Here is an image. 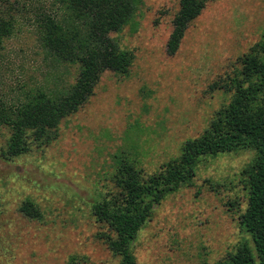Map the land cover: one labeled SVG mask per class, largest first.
I'll return each instance as SVG.
<instances>
[{"label":"rangeland","instance_id":"rangeland-1","mask_svg":"<svg viewBox=\"0 0 264 264\" xmlns=\"http://www.w3.org/2000/svg\"><path fill=\"white\" fill-rule=\"evenodd\" d=\"M63 0H0L13 30L0 47V106L38 87L72 83L76 64H53L39 44L43 14H65ZM178 0H137L110 36L134 59L126 74L104 71L93 94L62 118L49 142L5 157L0 128V264H117L91 206L116 193L115 158L127 155L145 175L199 136L230 93L215 86L239 68L258 42L264 0H209L187 27L177 52L166 42ZM54 133V134H53ZM254 156L239 149L203 157L194 178L155 205L131 249L137 264H214L251 236L239 224L247 203L241 171ZM32 200L39 218L19 207ZM258 264V263H257Z\"/></svg>","mask_w":264,"mask_h":264},{"label":"trees","instance_id":"trees-1","mask_svg":"<svg viewBox=\"0 0 264 264\" xmlns=\"http://www.w3.org/2000/svg\"><path fill=\"white\" fill-rule=\"evenodd\" d=\"M209 0H178L166 51L177 52L188 25ZM65 14H43L38 23L39 44L53 64H76L72 83L54 90L38 87L18 102L0 106V128L10 135L5 157H16L30 148V139L49 142L62 118L75 112L93 94L101 74H126L134 54L120 48L110 36L128 23L137 0H63ZM13 30L11 18H0V47ZM239 68L215 86L230 93L229 101L213 115L208 126L183 142L180 152L155 172L145 175L127 155L115 158L111 179L116 193L101 196L91 206L95 221L104 225L98 232L117 264H137L131 249L138 231L152 215L155 205L195 176L199 161L239 149L254 151L242 171L247 190L246 207L239 214L240 227L252 239L240 242L234 252L214 264H264V28L261 38L239 58ZM54 134V133H53ZM19 210L39 218V207L30 199ZM207 264V263H203Z\"/></svg>","mask_w":264,"mask_h":264}]
</instances>
